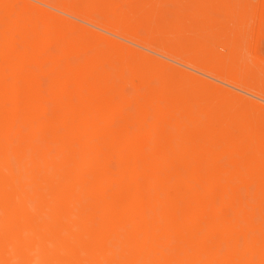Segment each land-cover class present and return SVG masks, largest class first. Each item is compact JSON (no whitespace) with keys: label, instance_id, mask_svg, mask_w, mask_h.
Here are the masks:
<instances>
[{"label":"bare ground","instance_id":"obj_1","mask_svg":"<svg viewBox=\"0 0 264 264\" xmlns=\"http://www.w3.org/2000/svg\"><path fill=\"white\" fill-rule=\"evenodd\" d=\"M34 1L237 83L141 20ZM11 3L0 0V264H264V208L239 198L253 182L264 199V128L153 87Z\"/></svg>","mask_w":264,"mask_h":264},{"label":"rangeland","instance_id":"obj_2","mask_svg":"<svg viewBox=\"0 0 264 264\" xmlns=\"http://www.w3.org/2000/svg\"><path fill=\"white\" fill-rule=\"evenodd\" d=\"M71 1L80 6L108 7L118 14L130 16L134 21L141 20L142 33L145 30L144 34L147 32L155 34L205 68L219 70L228 79H234L237 83L218 81L210 75L208 77L203 71L201 73L166 57L162 58L163 56L160 54L158 56V53L151 54V51L144 48L142 50L140 46V49L136 48L138 46L136 44L121 40L120 37L117 39L118 36L114 38L110 33L106 34L102 30L94 29L95 27L84 25L85 23L80 20L58 14L59 12L47 6L41 4L39 6L34 0H13L11 4L17 11L25 8L33 11L35 6L38 7L33 12L40 15L41 20L68 29L94 48L101 58L110 60L114 57L125 65H135L153 87L164 88L173 96L195 107L202 104L213 110L223 112L229 110L228 112L233 113L237 120L247 122L249 125L259 124L264 128V99L260 96L261 93L256 92L257 90L264 92V0ZM74 60L76 59L72 61ZM42 85H44L43 92L47 94L48 82L43 81ZM131 92V87H127L126 93L131 94ZM147 122L149 123V120ZM119 124L120 122L115 125L119 126ZM226 161L225 158L223 162ZM252 183L243 184L244 188L241 187L239 194L244 199L240 196L239 198L250 205L264 208V199L259 198L258 188ZM129 194L133 192L126 193ZM209 216L216 215L212 213ZM221 217L218 219L224 218ZM201 224L196 223L197 226ZM213 237L217 238L218 235Z\"/></svg>","mask_w":264,"mask_h":264}]
</instances>
